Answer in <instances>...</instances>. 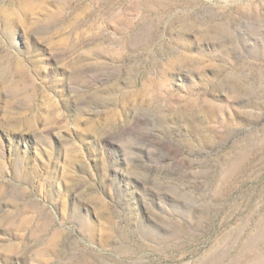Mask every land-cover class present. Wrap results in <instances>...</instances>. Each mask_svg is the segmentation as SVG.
<instances>
[{
  "label": "rangeland",
  "instance_id": "1",
  "mask_svg": "<svg viewBox=\"0 0 264 264\" xmlns=\"http://www.w3.org/2000/svg\"><path fill=\"white\" fill-rule=\"evenodd\" d=\"M0 264H264V0H0Z\"/></svg>",
  "mask_w": 264,
  "mask_h": 264
}]
</instances>
